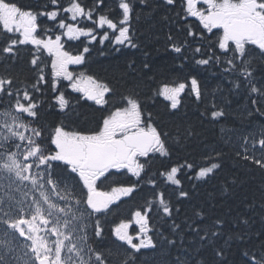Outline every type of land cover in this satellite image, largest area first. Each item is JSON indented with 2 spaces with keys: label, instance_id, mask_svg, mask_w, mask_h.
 <instances>
[{
  "label": "snow or ice",
  "instance_id": "6c2138e0",
  "mask_svg": "<svg viewBox=\"0 0 264 264\" xmlns=\"http://www.w3.org/2000/svg\"><path fill=\"white\" fill-rule=\"evenodd\" d=\"M161 7L187 77L161 81L142 47L135 24ZM105 45L144 59L99 76ZM215 180L252 188L221 211L198 191ZM257 214L264 0H0V264H264Z\"/></svg>",
  "mask_w": 264,
  "mask_h": 264
},
{
  "label": "trees",
  "instance_id": "16d2710c",
  "mask_svg": "<svg viewBox=\"0 0 264 264\" xmlns=\"http://www.w3.org/2000/svg\"><path fill=\"white\" fill-rule=\"evenodd\" d=\"M20 3L24 5H36L39 0H19ZM163 7L155 14V16L151 20H147L144 18H139L138 22L135 24V27L139 30L140 41L144 50H146L150 55L148 59L154 66V70L157 73H161L160 80L162 81L165 76L170 80H176L177 77H187L191 72V67H185L182 71L177 67V62L173 60L172 56L166 50V41H165V33L169 30L168 26H166L161 21V16L163 14ZM45 23L48 26H51V22L45 20ZM105 50L107 51L106 56L99 55V51H95L89 61V69L95 74L112 78L113 76H119L122 74L123 68L125 66L126 60L129 56H134L137 62V65H140L141 61L144 59L141 52L137 51L133 52H125L123 55L121 53H117L111 49L107 48L105 45ZM26 55V53H25ZM194 67V66H193ZM78 70L84 71L85 69L80 68ZM123 83V81H121ZM187 107L185 113L182 114L186 120L191 121L198 128L204 130L206 137L209 140H212L214 137V132L211 125H208L207 122H200L199 112L197 110V105L194 104L191 100L186 101ZM243 107V105H241ZM82 113L90 120H98L100 118V113L95 112L87 106L82 109ZM49 121L57 119L55 114L48 115L46 117ZM220 180L211 181L208 185H202L198 191L205 195L207 193H212L216 197L217 207L221 211H226L230 206H234L233 202L238 201L243 192L249 191L252 188V185L246 186L244 189H236L233 193H226L220 191ZM132 204L122 205V209L131 208ZM120 211V210H118ZM117 213H113L109 219H113L116 217ZM126 215L127 213L124 212ZM262 218L259 214L255 216L253 227L256 230H260L264 227L262 224ZM105 241L108 244L112 243V237L110 234H107ZM156 255V254H152ZM151 260V256L148 257ZM159 259V257H157Z\"/></svg>",
  "mask_w": 264,
  "mask_h": 264
}]
</instances>
